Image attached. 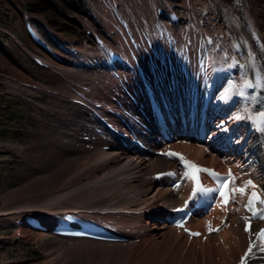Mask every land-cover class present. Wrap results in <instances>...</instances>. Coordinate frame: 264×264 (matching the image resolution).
I'll return each instance as SVG.
<instances>
[{"label": "bare ground", "instance_id": "6f19581e", "mask_svg": "<svg viewBox=\"0 0 264 264\" xmlns=\"http://www.w3.org/2000/svg\"><path fill=\"white\" fill-rule=\"evenodd\" d=\"M114 1L115 7L124 3V0ZM138 1L142 2V5L138 7V12L145 15L148 9L147 4L150 1ZM125 2L127 4L130 0H125ZM154 2L157 4V9L161 7L160 0H154ZM121 7L119 10L122 9ZM170 7L171 9L177 8L185 14V16H181V19L195 20L198 29L194 28V25H186L179 33L176 32V29L167 30L165 36L169 39L178 38L179 42L168 47L169 54H175L177 50V60L168 62L165 69H173V75H175L180 90H196L200 92L201 99H205L203 96L205 91H207L206 94H210L215 90L216 97L211 104L213 105L217 97L229 90L230 84L226 81L218 82L216 80L209 60L211 57L210 48L205 46L200 30L204 28L217 31L220 34H225L226 39L232 42L238 33H250L252 26L264 30V0H173ZM205 10L209 11L207 15H204ZM130 18L133 22L134 17L130 15ZM200 18L206 23L203 28H200L197 23ZM149 23L147 25H150ZM112 24V21H107L109 34L107 33V36L105 34L107 37L105 40L107 44L115 47L114 40L117 39L110 36L111 30H117L116 36L120 40L126 29L120 32L119 29L121 30L122 27L119 24L118 27ZM128 31L132 34L126 33L127 39H129L128 37L146 39L148 33L157 35L154 30L149 29H129ZM92 32L97 31L92 30ZM126 41L125 47L132 49L134 56L139 58H137V63H140L142 58L150 56L148 43L137 47L128 40ZM90 42L93 45V42ZM114 49L128 57L125 50H120L117 47ZM97 54L98 49L91 46L86 55L97 58ZM68 57L74 60L64 59L63 61L57 56L55 59L57 62L48 61L50 71H46V75L41 78L44 83L36 84L40 88L36 91L47 93L49 101L36 106L39 128L30 129L27 132L26 142L16 146L28 163L24 166V181L21 188L13 192L12 196L7 198H11L10 201L0 208V227L15 226L16 221L22 219L24 213L41 218L47 225H52L55 214L65 212H76L84 218L94 217L106 224V218H99L95 215L96 210H127L130 213L114 214L117 218L122 217L125 220L121 226L107 224L128 238L123 243L60 238L48 233H38L42 243L51 250L52 254L65 255L62 264H124V261L134 254V251L139 253L133 258L138 264H178L176 263L179 258L177 253L188 244L192 259H184L179 264L238 263L247 246L254 241L257 229L262 224L254 225L251 233H245L243 226L247 215L240 208L230 213V226L219 235L210 232L209 227L220 223L225 215L222 211L213 213L207 220H198L197 218L191 220V227L203 231V236L200 238L189 237L185 231L173 226L165 228L156 223L151 224L152 221L161 218L165 211L181 205L190 190V185L186 184L179 188H172L168 180L150 182L148 174L150 168L153 170L154 177L155 174L174 167L172 162L158 153L159 147L167 145L181 149L189 158L202 164L205 163L204 158L209 152V147L197 144V136H194L190 131H182L181 136L173 144L168 145L159 138L157 123V128L154 130L145 126L146 122L143 120H141V130L135 135L137 134L139 140L145 144L144 148L139 152H134V147L129 143L126 146L123 144L118 147L124 143L123 141L137 137L133 135L134 129L130 128L128 130L130 134L123 135L118 134L116 128L106 126L104 115L108 114L107 109L109 108H106V103L110 97L103 89L108 87L107 77L111 76L109 71L77 67L76 58L72 55ZM189 59L191 61L188 64ZM259 62L264 68V51H260ZM117 69L119 67L114 70ZM186 69L188 73L184 74ZM205 69L209 70V73L206 74L208 80L206 87L204 86V77H202ZM32 71L34 75H38L36 71ZM153 71V66H151L148 73L152 75ZM159 71L165 77L163 68H159ZM22 81L27 82L26 80ZM153 84L155 85V82ZM17 85L13 84L10 87L28 93L32 92L29 88L22 89L20 84ZM82 90L90 94L81 95ZM263 100L264 88L256 102L260 104ZM145 102L148 103V101ZM227 102H229L228 108L220 104L210 111V119L218 130L214 138L216 147L224 151L227 147L224 138L229 134L234 138V147L223 157L221 167L218 166L222 171L227 170L231 158L240 162L242 158L250 156L252 152H260V145L255 140L251 129L247 127L244 115L240 113L237 116L233 115L238 110L232 103L231 95L226 97L224 103ZM96 104H101L100 110L96 109ZM112 120L114 121L113 116H110L108 118L110 125ZM239 155L240 157H238ZM209 160L207 159V161ZM215 164L216 159L211 161L210 166H215ZM258 169L259 166L256 164L249 166V170L257 171ZM249 179L256 183L249 171L241 174L236 182L237 188L243 186L247 191L250 185H247L246 182ZM148 183L152 185L147 187ZM156 188L158 189L156 194L152 195ZM245 192L238 191V196H242ZM156 202L158 205H154ZM39 212L43 213V216L37 215ZM132 216L142 219L145 224L150 219L149 225L152 226L144 231L142 228L140 229L139 225L130 227L132 224H130V217ZM168 228L170 231L163 233L166 239L165 244L141 248L140 245L146 238L153 235L160 236L162 235L161 230ZM140 230L141 232H139ZM183 238L186 244L182 242ZM192 242L199 244L198 251L192 249ZM203 258L204 261H202Z\"/></svg>", "mask_w": 264, "mask_h": 264}, {"label": "rangeland", "instance_id": "374dc122", "mask_svg": "<svg viewBox=\"0 0 264 264\" xmlns=\"http://www.w3.org/2000/svg\"><path fill=\"white\" fill-rule=\"evenodd\" d=\"M149 1L146 14L142 15L143 13L138 12V7L142 5V2L138 0H130L127 4L124 0V3L121 5L122 7L119 6L123 11L119 10V7H115L116 3L114 0H0V73L6 76H0V208L10 201L11 198H7L11 197L13 192L21 188L24 181L23 170L28 162L25 160V157L23 158V154L16 146L26 142L27 132L30 129L39 128V121L36 118L38 108L36 106L49 101L47 93L32 90L31 93H36L33 95L18 88L14 89L10 87L18 82L21 84L23 83L22 80H26L27 82L35 83L33 88H36V84L44 83L41 78L46 75V71H50V69L37 67L30 60L31 55H45V52L31 42L23 26V17H30L33 19L36 24V29L42 39L54 50L56 56L62 58L63 61L64 59L67 61L74 60L68 57L70 54H67L66 51L65 44L68 41L75 42V44L77 43L86 48L87 50L81 51L85 55L91 49L93 45L90 41H92L93 38L85 35L87 30H95L97 32L98 30H104L109 34L107 26L108 20L112 21V25H116L115 27H118L119 24L120 27H122L121 30L119 29L120 32L125 29L127 30H125V34L122 35L120 40L116 36V29L111 30L110 36L112 35L117 39V42L114 40L115 47L123 51L125 50L135 68L132 72L128 70L125 71V69L121 67L114 70V72H109L111 76L107 77L109 81L108 87L103 89L110 97V100L106 103V108L109 109H107L108 114L104 116L108 124V118L113 116L114 121L112 120L111 122L112 126L110 124L109 126L116 128L118 134L128 135L130 134L128 130L131 128L134 129L133 135L138 137L135 133H139V130H141V120L145 121V126L150 127V129L156 130L157 128L153 117L154 114L152 115V107L150 108L149 102V104L145 102L148 100L135 72L139 64L148 72V69L151 67L149 63L151 60L149 56H146V58H142L140 63H137L139 58L134 56L132 49L125 47L126 40L132 45L140 47L148 43V39L151 37L157 44H167L170 46L173 40L165 36L167 30L176 29V32L179 33L186 25H194L193 27L198 29L195 20L190 21L188 19L189 22L184 23V19L182 18L177 24H167L165 22V15V17L161 19V22H158L154 18V14L157 11V4L154 0ZM172 1L173 0H160L162 3L161 6L168 8L167 6L170 7ZM59 9H62L63 12L60 13L58 11ZM130 15L134 17L133 22ZM181 15L185 16L183 13ZM125 23L128 24V27ZM147 23L150 25H147ZM129 29L154 30L157 35L148 33L146 39L140 37H128L129 39H127L126 33L132 34L128 31ZM115 47L113 46V48ZM26 48H29V50H26ZM99 55L100 53L98 51L96 57L98 58ZM47 57L50 58L49 61L53 60L57 62V60H54L50 56ZM175 59L177 60L176 51L175 54L168 53L169 63ZM120 69L124 72L120 71ZM32 70L36 71L38 75H34ZM170 70L169 72L173 75V69L170 68ZM207 73L209 72L206 69L202 73V75L204 74L202 77H204L205 87L208 85V80L206 78ZM154 76L160 79L164 78L159 76L157 68L155 69ZM12 79H16L17 82L12 81ZM159 90L160 93H164V91L167 92L169 90V87L160 86ZM80 94L87 96L86 94L90 93L82 90ZM227 96V94H224L218 97L216 100V102H218L213 105L212 109L220 104L228 108L227 105L229 102L224 103ZM238 114L239 113L235 112L233 115L237 116ZM151 137L153 139V136ZM123 142L124 143L120 144L118 147L123 146V144L126 146L129 140L127 139ZM163 150V146L158 149L159 152ZM207 159L211 161L216 159L215 166L217 167H221L220 165L223 164L222 160H217L220 159V157L218 156L217 158L213 156V154L206 155L204 158L206 163L204 164L210 165L211 161H207ZM140 173L142 174V170ZM148 174L150 182L153 183L154 177L151 168ZM151 185V183H148L147 187ZM157 190L156 188L152 195H155ZM154 205H158V202L154 203ZM95 212L97 217L106 218V224L110 226H121L123 222H125L122 217V219L120 217L117 218L114 214H107L99 210ZM37 215L43 216V213L39 212ZM130 218V224L132 223L130 227L139 225L140 229L142 228V231H144L152 226L149 225V223H151L150 219H148V222L145 224L140 218H133V216ZM94 219L99 220L97 218ZM154 223L160 227H170V225L163 223L160 219L152 221L151 224ZM17 230L18 228L14 226L0 227V264H62L65 255L59 256L58 254H52L51 250L42 243L38 232H32L28 229L21 228L24 236L18 239ZM166 231H170L169 228L161 230L160 233H162V235L160 236L153 235L146 238L142 242V245H140L141 248L165 244L166 239L163 233H166ZM139 232H141V230ZM182 242L186 244L184 238ZM191 247L194 251L199 250V244L196 242H192ZM188 248L190 249L189 244L177 253L179 258L176 263L179 264L184 259H192V254H190ZM136 252L138 251H134V254L130 255V258L128 257L124 261V264L137 263L133 260L134 255L136 257L139 254ZM202 261H204V258Z\"/></svg>", "mask_w": 264, "mask_h": 264}, {"label": "snow or ice", "instance_id": "6c2138e0", "mask_svg": "<svg viewBox=\"0 0 264 264\" xmlns=\"http://www.w3.org/2000/svg\"><path fill=\"white\" fill-rule=\"evenodd\" d=\"M209 42H211V38H209ZM260 115H261V117H264V111H261ZM169 155H172V153H169ZM176 155H179V154H176ZM184 163L189 166L190 171H189L188 175H190L191 178L194 181V186L192 188V192H191V195L189 197V200H191L192 198L196 197L198 195V193L203 195V194L207 193L208 191H213V190L204 189L203 186L201 185V183H200V181L198 179V176H197V172L200 169L196 165L191 164L187 160H185ZM205 171H207V169H205ZM213 175H215L214 172H213ZM228 175H229V177L232 176L231 169H229V174ZM221 183H222L223 187L219 190V195L223 198V203L224 204H227L229 202V193H230V191H239L240 193H244L246 191L245 187H243V186L238 188V189H228V185L231 183V179H228V178H226ZM246 183H247V185L252 186L253 189H255L257 187L255 182L253 180H251V179H249ZM256 199H260V202L264 203V199L258 197L256 191H253L252 192V196L249 199V203L247 205V207L249 208L250 211L253 210V208H252L253 200H256ZM186 203H188V201H186ZM247 219L248 218L245 217V220H247ZM212 230L213 229L210 226L209 227V231L211 232ZM216 230L218 231L219 229H216ZM245 230L246 231H250L251 230L250 222L248 223V225H246V229ZM189 232H190V235H199L198 232H191V230H189ZM258 235L260 236V238L262 240H264V229H261L260 232L258 233ZM251 249H252V246L250 245L249 249L245 253V256H247L251 252ZM242 260H243V258H242Z\"/></svg>", "mask_w": 264, "mask_h": 264}]
</instances>
